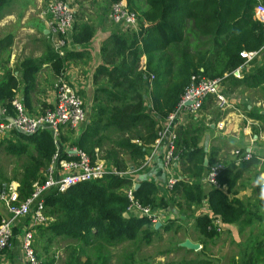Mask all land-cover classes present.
I'll return each mask as SVG.
<instances>
[{"label": "trees", "instance_id": "16d2710c", "mask_svg": "<svg viewBox=\"0 0 264 264\" xmlns=\"http://www.w3.org/2000/svg\"><path fill=\"white\" fill-rule=\"evenodd\" d=\"M115 1L118 0H112V3ZM126 2L136 15L138 29L134 32H111L102 40V62L96 66L91 83L94 86L92 101L95 107L91 121L73 143L92 162L97 157L103 159L117 173H107L99 180L80 182L64 192L46 195L44 215L49 221L36 227L35 238L38 241L61 237L89 242L87 244L95 240L114 245L134 241L142 235L145 242H149L151 235L158 230L153 229L151 220L146 217H125L130 203L125 191L135 182L131 175H120L119 172L129 166L134 170L143 168L145 158L162 130L161 123L177 111L192 79H220L225 96L236 88L259 90L264 87V60L253 71L238 78L234 76L236 69L247 64L246 59L241 57L242 52H260L264 48V23L254 13L259 3L264 5V0ZM5 3V0H0V18ZM93 35V26L75 25L70 40L74 44H86ZM9 43L8 37L0 39V55ZM83 58V53L74 51H68L61 58L45 43L40 62L27 58L18 70L24 86V104L27 107L31 105V96L36 89V74L42 65L49 66L53 76L58 79L63 77L67 61ZM255 60L248 62V65ZM3 65L0 57V66ZM145 81L149 87L146 100L141 94H133L134 88ZM19 84L14 71L10 69L0 80V106L7 107L10 114L13 113L10 102ZM216 104L214 96L208 95L199 111L211 109ZM44 107L50 105L44 104ZM216 107L220 111L221 108ZM248 111L247 116L264 122L261 112L254 108ZM14 134V140L4 139L0 146L9 154L22 158L21 167L10 177L0 169V188L3 183L17 182L18 197L23 201L32 194L34 183L43 182L42 174L52 162L55 145L46 129L31 135ZM173 134V156L177 157L176 165L182 174L202 178L212 167L221 168L216 185L210 186L205 194L210 215L195 217V227L200 235L207 240L218 235L215 219L220 220L223 224L221 227L235 222L244 225L243 204L235 198L230 199L228 193L243 173L258 164V158L251 155L250 159L244 160V150L240 149L235 153L236 159L228 162L218 160L214 149L206 153L200 145L201 129L192 122L177 126ZM97 146L101 148L98 152L95 151ZM139 184L138 189L133 190L134 200L141 206L153 209L155 206L166 208L169 203L180 206L179 200L191 209L192 205H201L204 195L201 185L176 180L172 188H168L169 199L158 200L154 183L142 181ZM224 185L225 193L219 188ZM260 203L264 208V191ZM1 217L0 214V223ZM28 220L26 218L25 222ZM258 238L253 246L254 256H249L243 264H264V234ZM235 262L232 260L230 264H237ZM41 264H55V260L47 258ZM66 264L94 263L90 257L82 261L78 255H73Z\"/></svg>", "mask_w": 264, "mask_h": 264}, {"label": "built area", "instance_id": "2783aa9c", "mask_svg": "<svg viewBox=\"0 0 264 264\" xmlns=\"http://www.w3.org/2000/svg\"><path fill=\"white\" fill-rule=\"evenodd\" d=\"M75 5L71 2L49 0L41 9L40 15L45 21L48 32L53 39L52 48L61 58L68 51L73 49L69 34L75 24ZM255 16L264 22V5L259 3L254 9ZM108 18L112 25L118 27L120 31L134 32L138 29L136 15L131 12L126 0H118L110 5ZM259 54L258 51L242 52L241 57L246 59L245 65L252 61ZM244 65V66H245ZM243 67V66H241ZM240 68V67H239ZM234 71L235 77H240V70ZM181 97L177 111L168 117V121H173L180 109L186 108L191 111H199L201 105L208 95H212L221 109L228 106L227 98L223 93V86L220 79H192ZM191 101L192 105L185 103ZM13 113L5 106H0V139L9 138L14 133L31 135L39 130L46 129L51 134L54 145L61 144V138L70 130H76L85 121V102L82 95L76 91L63 77L58 78L54 84V102L50 107L33 113L29 111L19 97H13L10 102ZM158 138L153 147L158 146L163 139L168 136L166 150L164 153V164L167 167L176 164L177 157L173 156V132L167 135V130L158 132ZM152 147V148H153ZM100 147H96L98 152ZM252 153L245 151L242 156L244 160L251 158ZM220 166H214L208 172L205 181L209 186L216 185V177ZM130 172L127 168L119 172L125 175ZM117 171L103 159L98 157L94 162L80 148L71 145L64 150L63 154L55 153L52 162L43 173V182L34 183L32 194L25 200H19L17 187L14 181L3 183L0 188V200L5 206L8 216L1 217L0 223V251L7 249L12 238V224L15 220L28 218V222L22 226L21 250L25 258V264H41V260L35 254L34 235L35 229L39 225H45L48 218L44 215V197L52 192H64L69 187L80 182H93L99 180L104 174ZM175 180L169 179L167 187L172 188ZM130 203L125 214L134 217H146L156 223L157 213L151 207H144L133 198V187L126 191ZM221 232L220 223L214 221Z\"/></svg>", "mask_w": 264, "mask_h": 264}, {"label": "rangeland", "instance_id": "374dc122", "mask_svg": "<svg viewBox=\"0 0 264 264\" xmlns=\"http://www.w3.org/2000/svg\"><path fill=\"white\" fill-rule=\"evenodd\" d=\"M45 1L42 2V5L45 4ZM67 1L75 5L74 26L78 23L93 26L95 29L94 36L98 37H101L99 36V31H97L98 27H108L112 31H117L108 18L112 0ZM11 6L12 4H10ZM4 10L6 11V8ZM10 10L16 15H14V19L8 25L6 24L3 30H0V39L6 37L10 39V43L1 53L5 59L10 60V65L14 69L23 59L34 58L39 60L41 55H38L43 52L45 43L50 45L51 38L41 32V24L37 23L38 18L35 15L38 10L28 18L20 8L11 7L9 8ZM95 23H99L98 27ZM29 28L33 32H29ZM66 69H69V65H66ZM57 80L53 77L49 66L41 68L36 76V89L31 96V105L30 107L26 106L29 111L33 113L41 111L45 108L44 104L48 105L51 102L54 95V84ZM69 84L73 86L71 83ZM92 91L90 83H82L79 92L85 102L86 116L81 127L88 125L91 121L92 109L95 107L92 101ZM254 93L257 98L264 99V87L254 91ZM200 111L204 113L205 109ZM206 112L213 115L211 120L215 119L214 115L218 116L222 113L218 111L216 105ZM78 131L79 129L67 131L64 137L61 138V144L55 145L54 154H63L67 147L74 145L73 143L78 137L75 134ZM1 141L0 139V143ZM21 163L22 158L9 154L4 147L0 146V169L8 177L20 169ZM179 202L180 206L172 203L168 206L171 211L177 208L180 213H184L185 219L176 218L175 213H171L170 217H164V219L155 217L156 223L151 220L152 227L158 231L151 235L149 242H145L142 235H139L140 237L138 236V239L134 241H122L114 245H107L95 240L93 241L94 243L87 244L89 242H77L61 237L50 241H38L35 238L37 236L35 230V254L39 256L41 261L47 258H54L55 264H66L67 260L73 255H78L82 260L90 257L94 264H230L232 260L237 261L235 262L237 264H243V261H246L249 256H254L253 246L259 240V235L264 234V230L257 232L254 230L253 225L251 227L238 226L235 234L223 229L216 237L207 240L200 235L195 227V217L204 215L202 214L204 212L203 204L195 205L194 209L190 210L185 206L184 202L183 204L181 200ZM155 208L157 209V206ZM155 208H152V210L155 211ZM24 223L23 221L22 226ZM157 223H159V227L156 226ZM164 226L165 229L163 228ZM187 239L193 240L196 244H201V248L190 252L187 248L182 247V244ZM257 264L259 263L257 262Z\"/></svg>", "mask_w": 264, "mask_h": 264}, {"label": "crops", "instance_id": "0c3cea01", "mask_svg": "<svg viewBox=\"0 0 264 264\" xmlns=\"http://www.w3.org/2000/svg\"><path fill=\"white\" fill-rule=\"evenodd\" d=\"M43 1L45 0H5L6 3L3 9L6 8V11H2L3 14L0 18V30H3L6 24L8 25L11 20L14 19V15H16L11 10L9 11V8H20L21 11L25 12L27 18L35 14V11L38 10L37 14H35L38 18L37 23L41 24V32L44 35L50 36V46L52 47L53 39L51 37V34L48 32L44 19L40 15L41 9L49 0H46L45 4L42 5ZM10 4H12L11 7ZM95 24L98 27L99 23ZM77 25L81 24L78 23ZM113 27L117 29V32H123L120 31L118 27L114 25ZM28 30L29 32H33V30L30 28ZM97 31H99V36L101 37L93 35L92 39L86 44L79 45L71 42L73 45V49L71 51L83 53L84 58L82 60L67 61L64 65L63 78L68 83H71L73 85V88L78 92L79 90H81L82 83H90L91 89H94V86L91 84L92 75L96 66H98L102 62L100 56L101 42L106 37V35L114 32L115 30L112 31V29L108 27H98ZM71 36L72 32H70L69 34L70 38ZM40 55L42 57L43 52H41L38 56ZM0 57L4 62L3 67L0 66V80L4 76L7 69L14 71V75L16 76L18 83H20L15 91L14 96L23 99L24 86L20 81V77L18 76V70L21 69V63L25 59L19 62L16 68L12 69L10 60L5 59L2 55H0ZM40 59L35 60L33 58L31 60H35V62L39 63ZM263 60L264 48L257 55L255 62L239 68L241 74L240 77L246 73L253 71L258 65L263 62ZM66 65H69L68 70L66 69ZM45 66L47 65H42L41 68H44ZM148 91V82L145 81L138 84L134 88L133 94H141L143 98L145 97L144 99L146 100L148 98ZM254 91L257 90L236 88L231 92L229 96L226 97L228 106L225 109H220L222 113L221 115H219V117L217 115H214L215 119L211 120L213 115H210L206 112L210 109H205L204 113H202V111H198V113L195 111H191L190 109L183 108L177 112L173 121L170 122L168 120H165L161 123V128L167 130V135L172 133L177 126L185 125L190 122L194 123L201 129L200 145L204 147L206 153H209L211 149H214L217 153L216 155L218 160L224 162L234 160L236 159L235 153L240 149H243L244 152L250 151L252 155H255L258 158V164H256L255 166H251L245 173H243L237 181L233 190L228 193V197L230 199L235 198L243 204L245 213L242 214L244 215L242 216V219L244 218V225H242L243 223L241 222H235L228 226L226 225L221 227V225L223 224L219 219H215V221H218L220 223L221 231L224 229L227 232H231L234 234L238 226L251 227L253 225L255 228L254 230L257 232L264 230V208L260 203V199L262 198L264 191V122L247 116V112H249L248 110H252V108L258 110L257 112H261V114L263 115L264 99L257 98V95L254 93ZM53 102L54 95L50 103L52 104ZM50 103H48V105H51ZM216 106L218 105L216 104ZM146 108L148 110L149 105H147ZM204 119L206 120L203 121ZM81 126L78 128L79 131L75 135H80L85 125L84 127ZM14 135L15 134L6 139L14 140ZM167 141L168 136L163 139V141L158 146L151 149L149 155L145 158L142 169L134 170L132 166H129L128 168L130 169V172H128L127 174L133 177L135 183H140L142 181H150L154 183L157 187L156 197L158 200L161 198L166 200L169 199L170 194L167 187V182L169 179L175 181L182 180L189 184H199L204 191V195L201 201V205L203 204L204 210L202 214L210 215L205 198V194L210 188V186L205 181L206 177L193 178L190 175H184L179 171L176 164L170 167L165 166L164 153L166 150ZM219 188L224 193L226 192L225 185ZM194 207L195 205H192L191 209H194ZM155 211L157 212L158 217L161 219H164V217H170L171 213H175L176 218L178 219H185L186 217L185 214L180 213L177 208H174L171 211L169 206H167L166 208L157 206V209L155 208ZM0 214L2 217L8 216L5 206L1 200ZM25 219L26 218L17 219L13 222V235L11 238V242L9 243V247L7 249H3L0 251V264H25V258L21 250L20 241L22 234V224L23 221L25 222ZM25 224L26 222L24 223V225ZM187 240L194 243L191 239ZM198 245L199 248H201V244Z\"/></svg>", "mask_w": 264, "mask_h": 264}, {"label": "water", "instance_id": "95a60500", "mask_svg": "<svg viewBox=\"0 0 264 264\" xmlns=\"http://www.w3.org/2000/svg\"><path fill=\"white\" fill-rule=\"evenodd\" d=\"M186 105H192V102L191 101H188L185 103ZM263 115H264V111H263ZM204 165L206 166L207 165V160L204 161ZM139 182H136L134 185H133V190L135 191L136 189H138L139 187ZM128 215L125 214V217H127ZM157 227H159V223H157L156 225ZM182 247L184 248H187V249H190V250H198L199 249V245L196 244V243H192L191 241L189 240H186L184 241V243L182 244Z\"/></svg>", "mask_w": 264, "mask_h": 264}]
</instances>
